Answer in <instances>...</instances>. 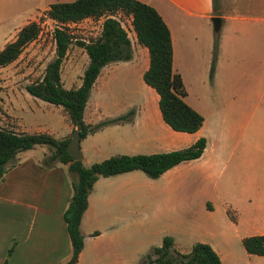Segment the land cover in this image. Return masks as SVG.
I'll use <instances>...</instances> for the list:
<instances>
[{"label":"rangeland","instance_id":"374dc122","mask_svg":"<svg viewBox=\"0 0 264 264\" xmlns=\"http://www.w3.org/2000/svg\"><path fill=\"white\" fill-rule=\"evenodd\" d=\"M55 1L66 0H0V49L14 38L16 31L26 22L34 21L39 26L37 37L23 47L18 57L0 67V126L16 131L47 132L59 138L67 130L61 108L30 96L25 90L26 84L41 77L44 67L55 56L52 38L55 24L45 16L48 4ZM179 17L191 25L199 24L201 35L206 33L210 44L209 66L206 70L201 68L197 71L196 84L187 83L185 87L187 100L198 107L203 117L199 130L194 134L203 137L204 148L199 157L178 163L156 178H150L139 170L125 172V175L132 176V184L136 186L124 200L123 210L126 211L123 215H128L126 217L131 221L128 229L113 232L111 240L107 239V232L101 233L97 245L99 263L97 256L91 259L86 254L79 264H110L121 257L124 261L117 264H145V254L155 257L152 247L160 245L163 236L172 235L178 242L177 248H173L183 253L182 249L197 239L196 235L202 232L200 228L203 225H213L230 236L228 264H264V256L245 252L240 240L234 237L225 212L227 207L232 208V200L229 202L225 191L234 192L242 184L241 181L251 179L255 188L264 193V66L262 62L258 64L239 59L233 69L229 66L226 71L216 70L219 30L214 31L211 23L205 26L206 22H200L197 17L184 14ZM119 20L131 40L133 30L129 18L121 16ZM100 23V18L90 17L68 25L71 43L60 67V81L65 88L77 85L85 67L86 54L76 42L95 38L100 31ZM200 49L199 57H202L201 46ZM125 68L124 74L128 75L125 80L120 74L123 72L114 71L110 84L105 82L99 86L97 101L102 112L115 113L119 104L129 108L138 104L140 78L136 71ZM155 108L159 116L157 104ZM144 121L142 114L133 112L115 131L142 130ZM162 124L167 126L164 122ZM152 127L157 136L167 135L162 125L155 123ZM69 129L68 134L72 130L71 124ZM102 129L80 139L79 151L84 143L88 147L103 144L110 129ZM185 134L186 137L164 142L166 144L162 148H154L159 147L156 144L152 147L148 145L144 150L185 148L192 143L194 136L193 133ZM41 146L34 152L44 150L47 153V147ZM80 155L84 158L81 152ZM86 159L83 161L86 162ZM207 207H210V212H206ZM256 226L263 228L258 224ZM187 232L193 235L187 237ZM102 260L106 261L102 263Z\"/></svg>","mask_w":264,"mask_h":264},{"label":"crops","instance_id":"0c3cea01","mask_svg":"<svg viewBox=\"0 0 264 264\" xmlns=\"http://www.w3.org/2000/svg\"><path fill=\"white\" fill-rule=\"evenodd\" d=\"M139 1L152 6L166 24L172 51L171 67L174 72L180 75L184 89L187 83L196 84L198 70L201 68L206 70L209 66L210 44L207 34L201 35L199 24L191 25L189 22H183L179 17L182 14L188 17H197L202 23L205 21V26L211 23L210 18L213 16L220 19L217 58L215 59V62L218 59L215 64L216 70L226 71L229 66L233 69L234 63H237L239 59L243 62L245 60L253 61V63L258 62V64L262 62L264 66V0ZM88 18L81 21H86ZM130 44L131 56L129 59L110 62L100 68L90 87L82 120L86 124H94L102 118H114L127 112L128 105L126 107H121L120 104L117 106V101L114 98L117 111L115 113L102 112L98 107L97 98L99 86L105 82L110 84L111 73L114 71L123 72L120 74H123L122 77L125 80L128 77L127 74H124L125 67H128L129 70L136 71L140 78L138 104H134L129 110L133 109L137 115L142 114L145 120L143 129L137 131L134 128L122 133L115 131L117 127L124 125L123 122L102 127L110 129V133L104 137L103 144L88 147L83 142L84 146L79 152L84 157L80 159L84 166L112 155L169 151L172 148L155 151L152 149L145 151L144 149L148 145L152 147L156 144H159V147L154 148H162L161 146L166 144L164 142L169 143L173 139L186 137V132L172 130L167 124L166 128L163 126V122H160L162 121L160 113L158 116L155 108L158 96L142 80V73L148 67L147 49L136 42L134 32ZM200 46L202 53L204 52L202 57H199ZM221 55L225 58H222ZM85 57L84 64L86 65L88 59L87 56ZM93 91L94 94H92ZM185 93L183 100L200 113L198 107L194 106L192 101L187 100L186 89ZM147 119L149 120L146 122ZM155 123L162 125L167 135L157 136L154 134L152 125ZM69 128L70 124L67 122V130L60 137L66 136L70 131ZM199 128L192 133H197ZM110 134L111 136H109ZM197 138L199 136L194 134L191 142L193 143ZM37 147L43 146H36L18 153L16 155L17 163L5 172L0 181V263L5 261V264H59L66 260L70 253L69 241L62 219V212L71 195L69 176L63 164L56 163L52 166H45L43 157L46 151L35 153L34 150ZM87 156H91L90 159H86ZM83 159H86V162ZM132 182V176H127L124 173L98 177L94 181L87 196L86 208L80 218L79 228L83 236V245L75 264H79L86 254L91 259L93 256H97L99 263L97 245L98 239L102 236L101 233L107 232V239L111 240L113 232L119 229L124 232L128 229L131 221L127 218L128 215L124 216L126 210L123 209H125V198L130 195L132 187H136ZM241 182L240 187L237 185L238 188L234 192L227 193L225 191L229 202L232 200V205H230L232 208L227 207L225 212L232 226L230 229L240 242L243 237L264 235V193L255 188L251 179ZM209 208L207 207L206 212L211 211ZM256 224L263 228H259ZM200 230L202 232L196 235L197 239L190 242L181 252H187L195 242L207 243L217 254L220 264H228L230 262V236L223 231L220 232L213 225H208V227L203 225ZM186 235L191 237L193 234L187 232ZM171 238L173 246L177 248V239L174 235ZM9 246L12 247L8 253ZM121 258L110 264L124 261ZM102 261L104 263L106 260Z\"/></svg>","mask_w":264,"mask_h":264},{"label":"trees","instance_id":"16d2710c","mask_svg":"<svg viewBox=\"0 0 264 264\" xmlns=\"http://www.w3.org/2000/svg\"><path fill=\"white\" fill-rule=\"evenodd\" d=\"M45 16L55 22L52 32L55 56L44 67L41 77L26 84L25 90L34 98L59 106L72 130L66 136L55 138L47 132L16 131L0 126V181L5 172L17 163L18 153L36 146L44 145L48 149L43 157L45 166L65 165L71 195L62 212V219L70 253L59 264H75L83 245L80 218L87 205L88 193L98 177L139 170L150 178H156L178 163L199 157L204 148V139L199 137L185 148L149 154L112 155L88 166H84L81 160H72L66 151L73 131H77L80 140L104 126L127 121L133 113L130 109L125 114L94 124H86L82 120L90 87L100 68L110 62L125 61L131 56L130 40L119 17L129 18L136 42L147 49L148 67L142 73V80L158 96L157 108L162 121L172 130L192 133L201 126L203 117L183 100L186 94L183 82L171 67L169 31L152 6L139 0L55 1L48 4ZM88 17L101 18L100 31L87 42H76L83 48L88 61L79 77V84L65 88L60 81V67L71 43L72 36L67 27ZM38 33L37 22L23 24L14 38L0 49V67L14 61ZM241 244L247 254L264 256V235L243 237ZM151 252L155 257L151 258L150 253H146L145 264H220L217 254L207 243L195 242L187 252L179 253L173 248L170 236H163L160 245L152 247ZM0 264H5V261Z\"/></svg>","mask_w":264,"mask_h":264},{"label":"water","instance_id":"95a60500","mask_svg":"<svg viewBox=\"0 0 264 264\" xmlns=\"http://www.w3.org/2000/svg\"><path fill=\"white\" fill-rule=\"evenodd\" d=\"M212 28L217 31L220 24V19L216 16L210 18ZM79 136L77 131H73L71 137L66 145V151L70 154L72 160H80L81 155L78 148Z\"/></svg>","mask_w":264,"mask_h":264},{"label":"built area","instance_id":"2783aa9c","mask_svg":"<svg viewBox=\"0 0 264 264\" xmlns=\"http://www.w3.org/2000/svg\"><path fill=\"white\" fill-rule=\"evenodd\" d=\"M90 18V17H89ZM101 19V18H100ZM53 23L55 24V22L53 21ZM75 23H77V22H75ZM55 26V25H54Z\"/></svg>","mask_w":264,"mask_h":264}]
</instances>
